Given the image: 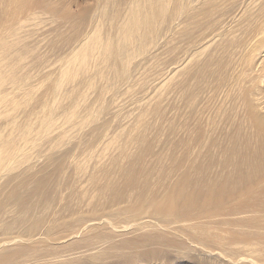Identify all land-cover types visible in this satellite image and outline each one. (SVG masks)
I'll use <instances>...</instances> for the list:
<instances>
[{
    "label": "bare ground",
    "instance_id": "bare-ground-1",
    "mask_svg": "<svg viewBox=\"0 0 264 264\" xmlns=\"http://www.w3.org/2000/svg\"><path fill=\"white\" fill-rule=\"evenodd\" d=\"M169 33L171 70L114 133L100 94L141 84ZM166 95L168 168L145 164ZM0 216V264H262L264 0H0Z\"/></svg>",
    "mask_w": 264,
    "mask_h": 264
},
{
    "label": "rangeland",
    "instance_id": "rangeland-1",
    "mask_svg": "<svg viewBox=\"0 0 264 264\" xmlns=\"http://www.w3.org/2000/svg\"><path fill=\"white\" fill-rule=\"evenodd\" d=\"M80 2L90 1V0H78ZM161 42L163 43L160 48L155 52L154 57L145 62L142 63L137 68V76H144L145 79L141 84H138L136 86H132L130 88H120L118 91H116L112 99L109 100V97L105 92H102L100 94L102 100L104 103H106L107 110L109 111L108 116L111 120V126L114 128V133L118 132L119 125L122 123H125L129 120V118L136 112V107L139 103L143 102L146 98L152 96L154 92L162 85L164 82L166 76L168 75L169 71L172 67V52L170 49V42H171V34H166L161 38ZM57 56V53H49V55L46 57L45 61L50 60V66L46 67L41 71L45 72L48 76H43L42 73L40 78L38 75H36L35 79H33V84L36 86L38 82L40 84L44 83L41 89H43L46 85L45 83L49 82V78L55 74L58 73V68L60 63L55 62V58ZM52 62V64H51ZM52 68V69H51ZM55 71H54V69ZM51 69V70H49ZM53 74V75H52ZM46 77V78H45ZM52 77V78H53ZM37 79V80H36ZM43 79H45L43 81ZM47 80V81H46ZM52 80V79H51ZM40 86V85H37ZM162 104L165 105L166 114L165 117L161 120L160 124V130L156 137L154 138L153 142V148L152 151L146 156L145 158V164L146 165H156V166H162L164 168H168L171 164V156H170V130H169V98L168 95L165 96V98L162 101ZM120 132V131H119ZM118 132V133H119ZM129 150H134L133 146H130ZM115 172H113L114 174ZM113 176H116L113 175ZM157 177L156 174L152 175V178L155 179ZM174 178V177H173ZM172 176L169 174L168 177H166L162 182L159 184V189H162L166 183L169 181H172ZM220 176L214 175V179L218 180ZM163 190H160L158 192H162ZM242 201H246V204L251 203L253 211H257L260 207V204L252 199L251 194L244 196L241 198ZM229 202L233 204L236 200V196L230 197ZM229 204V203H228ZM1 218V216H0ZM8 218V217H7ZM215 226H220L219 223L215 220ZM172 255V254H171ZM199 255V254H198ZM196 255L195 257H185L184 255L179 257H170L167 262H165L163 259H157L156 261L158 264H220V255H207L205 254V257L202 255ZM209 256V257H206ZM217 256V258H215ZM216 259L214 260L213 259ZM182 258V259H181ZM208 258V259H207ZM178 259V260H177ZM199 259V260H198ZM205 259V260H203ZM264 264V262L262 263Z\"/></svg>",
    "mask_w": 264,
    "mask_h": 264
}]
</instances>
